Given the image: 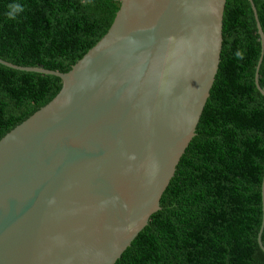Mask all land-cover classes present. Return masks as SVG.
Instances as JSON below:
<instances>
[{"label": "water", "instance_id": "obj_1", "mask_svg": "<svg viewBox=\"0 0 264 264\" xmlns=\"http://www.w3.org/2000/svg\"><path fill=\"white\" fill-rule=\"evenodd\" d=\"M66 72L4 59L62 86L0 138V264H116L164 208L220 62L226 0H119ZM260 40L264 31L247 0ZM257 233L261 248L264 223Z\"/></svg>", "mask_w": 264, "mask_h": 264}, {"label": "trees", "instance_id": "obj_2", "mask_svg": "<svg viewBox=\"0 0 264 264\" xmlns=\"http://www.w3.org/2000/svg\"><path fill=\"white\" fill-rule=\"evenodd\" d=\"M253 3L264 31V0ZM119 7V0H0V55L66 72ZM257 34L248 1L226 0L220 62L198 135L164 191V208L116 264H264L257 238L264 177ZM256 71L264 88V45ZM61 87L54 76L0 63V138Z\"/></svg>", "mask_w": 264, "mask_h": 264}, {"label": "clouds", "instance_id": "obj_3", "mask_svg": "<svg viewBox=\"0 0 264 264\" xmlns=\"http://www.w3.org/2000/svg\"><path fill=\"white\" fill-rule=\"evenodd\" d=\"M16 10L17 11H22V9L18 5L16 6Z\"/></svg>", "mask_w": 264, "mask_h": 264}, {"label": "bare ground", "instance_id": "obj_4", "mask_svg": "<svg viewBox=\"0 0 264 264\" xmlns=\"http://www.w3.org/2000/svg\"><path fill=\"white\" fill-rule=\"evenodd\" d=\"M263 204H264V201H263ZM264 228V227H263ZM262 233H263V231H262ZM263 236V235H262ZM263 242V241H262ZM264 243V242H263Z\"/></svg>", "mask_w": 264, "mask_h": 264}]
</instances>
